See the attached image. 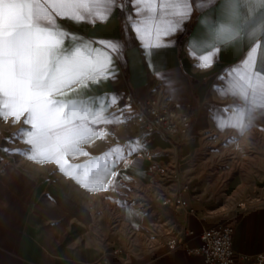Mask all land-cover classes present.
<instances>
[{"label":"crops","instance_id":"crops-1","mask_svg":"<svg viewBox=\"0 0 264 264\" xmlns=\"http://www.w3.org/2000/svg\"><path fill=\"white\" fill-rule=\"evenodd\" d=\"M156 2L159 4L162 0ZM221 6L218 2L206 6L203 11L193 9L183 30L165 37L168 46L153 50L151 56L146 55L132 35L122 33L119 11L106 23L59 20L71 33L79 34L70 43L82 37L88 40L120 39L122 35L127 41L124 55L115 66V79L93 85L87 93L119 94L122 97L120 104L110 107L106 115L115 113L120 122L93 125L95 130L107 135L97 136L84 145L89 156L69 158L70 164H87L113 147L133 141L132 109L146 98L167 101L186 111L191 124L183 135L168 137L155 131L148 141L138 138L146 144V149L117 165L115 170L121 175L113 178L115 188L109 186L108 191L85 190L52 163L39 164L27 156L0 151V264H205L201 254L188 253L186 248L198 247L201 244L199 233L216 224L233 227L232 247L236 256L240 254L237 264H264V197L255 204L207 214L200 211L195 195L181 186L179 178L170 198L171 204L179 202V210L174 214L177 222L174 239L137 248H117L111 243V229L117 224L113 223L117 217L124 224L138 228L152 218L150 209L160 215L166 213L165 207L159 205L166 192L158 189V196L152 201L146 199L149 206L143 209L118 200L132 196L133 187L146 191L144 184L149 175L145 165L149 160L176 166L177 161H185L193 155L199 139L207 132L240 136L264 128V115L260 114L243 133L233 128L221 130L213 119L216 106L230 104L229 97L222 98L213 88L217 74L240 60L248 51L247 41L225 45L216 63L207 68L196 66L198 59L194 56L198 53L189 54L188 42L193 37L203 36L206 27L202 21L206 17L215 20ZM164 15L168 13L161 10V18ZM257 55L259 57V51ZM158 72L167 74V86ZM127 94L133 102L124 101ZM122 107L123 113L120 112ZM22 126L11 120H0V149L29 150V146L20 140L6 143ZM135 161L140 162L138 167L134 166ZM169 210H172L171 206ZM167 214L172 215L171 212Z\"/></svg>","mask_w":264,"mask_h":264},{"label":"snow or ice","instance_id":"snow-or-ice-1","mask_svg":"<svg viewBox=\"0 0 264 264\" xmlns=\"http://www.w3.org/2000/svg\"><path fill=\"white\" fill-rule=\"evenodd\" d=\"M218 2L219 16L202 21L205 33L188 42L189 54L198 53L196 66L207 68L216 63L225 45L248 42V51L222 69L213 85L218 95L230 98L229 105L213 109L217 127L243 133L257 114L264 115V0H162L159 4L156 0H0V120L23 125L6 143L20 140L29 146L28 151H0L39 164L52 163L85 190L115 188L113 178L121 175L117 165L146 149L140 140L117 145L84 165L68 161L89 156L83 146L107 135L93 125L120 122L117 114L106 115L120 104L119 94L87 93L93 85L115 79V66L127 41L122 35L120 39L82 37L70 43L79 34L59 20L106 23L119 11L122 33L132 35L151 56L153 50L168 46L165 37L183 30L193 9L203 11ZM161 10L168 15L161 18ZM157 75L167 86V74Z\"/></svg>","mask_w":264,"mask_h":264},{"label":"rangeland","instance_id":"rangeland-1","mask_svg":"<svg viewBox=\"0 0 264 264\" xmlns=\"http://www.w3.org/2000/svg\"><path fill=\"white\" fill-rule=\"evenodd\" d=\"M133 126V141L138 138L148 141V133L138 125L134 116ZM175 170L176 177L168 179L156 175L144 184L146 191L133 187L132 196L128 199H118L137 209H143L149 206L146 199L152 201L153 197L158 196V189L160 192H166L159 203L165 207L166 213L160 215L150 209L148 212L152 218L138 228L124 224L123 220L117 217V221L113 222L117 224L111 229L113 245L117 248H137L150 246L173 236V228L177 225L174 214L179 210V203L173 201L171 204L170 198L174 195L177 178L183 188L195 195L200 211L207 214L222 213L230 208L262 201L264 128H256L240 136L207 132L201 136L197 149L189 159L177 161Z\"/></svg>","mask_w":264,"mask_h":264},{"label":"built area","instance_id":"built-area-1","mask_svg":"<svg viewBox=\"0 0 264 264\" xmlns=\"http://www.w3.org/2000/svg\"><path fill=\"white\" fill-rule=\"evenodd\" d=\"M124 101L131 103L133 99L130 94H127ZM132 114L138 125L148 133V140L155 131L162 132L168 137L183 135L191 124V118L186 111L174 107L167 101L155 98H146L140 104H135ZM145 169L149 178L156 175H162L163 178L168 177V179L176 177L175 165L167 166L158 161L149 160ZM175 228H173V236H169L167 239H174L177 233ZM199 235L201 244L198 247H187L188 253L201 254L205 264H237L240 254L236 256L232 247V226L227 224L212 225L204 228Z\"/></svg>","mask_w":264,"mask_h":264}]
</instances>
